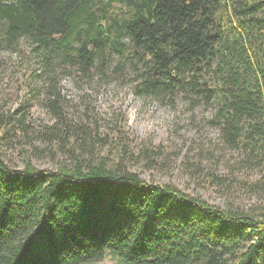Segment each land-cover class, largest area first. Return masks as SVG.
<instances>
[{
  "label": "trees",
  "instance_id": "obj_1",
  "mask_svg": "<svg viewBox=\"0 0 264 264\" xmlns=\"http://www.w3.org/2000/svg\"><path fill=\"white\" fill-rule=\"evenodd\" d=\"M2 52L29 67L24 97L0 108V264H264V0H0ZM63 78L77 89L122 80L191 118L201 109L229 174L257 176L211 174L210 185L253 201L221 208L140 179L121 158L152 169L162 151L116 128L120 144L108 141ZM33 104L52 124H34ZM108 142L114 158L94 152ZM14 149L29 151L20 166L6 159Z\"/></svg>",
  "mask_w": 264,
  "mask_h": 264
},
{
  "label": "rangeland",
  "instance_id": "obj_2",
  "mask_svg": "<svg viewBox=\"0 0 264 264\" xmlns=\"http://www.w3.org/2000/svg\"><path fill=\"white\" fill-rule=\"evenodd\" d=\"M28 67L23 57L15 53H0V108L3 107L4 111H12L18 101L24 97L21 89L27 84ZM60 85L63 88V94L80 112L83 108L80 105V96L82 94L87 96L86 99L90 107L94 109L98 120L97 130L102 134L108 133V141H115L116 145L120 144L114 138L113 128H116V131L122 132L127 139L137 143L142 142L138 146L139 150L145 148L152 151L158 148L162 151V157L157 160L158 166L152 169H147L143 160L128 162L121 158V163L140 179L157 186L172 185L187 195L198 197L209 205L221 208H226L228 202L248 206L253 201L249 200L246 193L239 190L237 186L232 194H224L222 189L210 185L209 175L211 174L224 175L231 182L244 179L252 181L257 176L243 170L229 174L225 168V161L217 158V152H214L209 145V141H215L217 135L214 129L205 125L201 118V109H197L194 117L191 118V113L186 110L182 102H178L171 109L166 105L137 97L128 90V86H125L122 80L96 88L77 89L71 78H63ZM33 105L31 113L35 119L34 124H52L51 116L37 105ZM129 146L133 154L137 155V150L131 144ZM112 147L108 142L94 152L114 158L115 153L111 152L115 150L111 149ZM200 149L202 151L198 154ZM26 154H29V151L9 150L6 159L20 166ZM200 157L201 166L197 175L194 176L195 164ZM229 158L233 162L235 154L230 153ZM33 163L41 169L53 167L49 158L40 157ZM114 262L115 260L107 256L101 264H113Z\"/></svg>",
  "mask_w": 264,
  "mask_h": 264
}]
</instances>
